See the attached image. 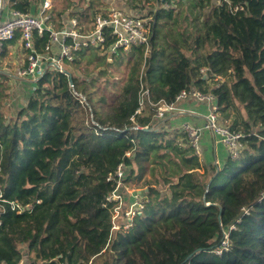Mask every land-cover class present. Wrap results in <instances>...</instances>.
Instances as JSON below:
<instances>
[{
	"label": "trees",
	"instance_id": "16d2710c",
	"mask_svg": "<svg viewBox=\"0 0 264 264\" xmlns=\"http://www.w3.org/2000/svg\"><path fill=\"white\" fill-rule=\"evenodd\" d=\"M33 1L12 6L30 12ZM134 1L150 44L145 54L143 46L110 53L132 63L125 79L111 78L109 89L75 72L89 55L110 64L93 46L68 63L92 116L54 69L13 78L32 92L6 115L9 77L0 70V264H264V0H190L182 22V0H155L156 10ZM46 39L34 35L38 50ZM140 81L153 103H170L183 89L211 92L222 119L245 135L241 155L221 167L199 159L169 114L157 118L147 101L136 112ZM118 166L116 192L143 181L144 208L109 239L117 201L106 197Z\"/></svg>",
	"mask_w": 264,
	"mask_h": 264
},
{
	"label": "built area",
	"instance_id": "2783aa9c",
	"mask_svg": "<svg viewBox=\"0 0 264 264\" xmlns=\"http://www.w3.org/2000/svg\"><path fill=\"white\" fill-rule=\"evenodd\" d=\"M10 2L12 0H0V67L2 66L0 69H3V72H6L11 78L16 77L23 81L37 80L45 73L46 69H54L69 79L68 68H70V64L68 63L76 58L80 50L90 46L108 54L119 50L128 51L132 46H143L145 54L149 48L150 25L147 19L133 13H127L117 7H109L103 12L97 11L91 19L90 27L87 30H83L76 18H71L69 23L62 28L47 24V16L44 15V11L50 8V0L43 2L38 15L8 7ZM46 33L47 39L41 50H38L34 43V35L43 37ZM16 35H18L16 43L18 42L21 52L17 55L19 60L14 64H10L13 66L10 69L7 63H4L5 66L2 65V56L6 47L5 44L11 42ZM201 72H204V69H201ZM69 86L71 94L81 104L83 109L89 113V116H92L91 107L87 103L85 95L76 90L72 83ZM190 98L198 102H206L207 104L201 124L184 121L179 126V132L184 135L187 145L194 154L201 159L202 147L200 139L204 132H208L224 148L229 159L239 157L245 148L243 139L245 135L229 125V121L222 119L217 100H215L211 92L204 93L197 89H183L170 103L163 100L153 103L149 100L148 90L140 81L136 112L140 113L145 101H147L150 105L157 106L155 116L162 118L165 114L178 109L177 105L179 102ZM115 176L117 177L116 187L106 197L108 201L120 198L116 192V189L121 185L122 169L120 166L117 167ZM137 196V194L133 195V203L123 213L125 221L123 226L125 229L130 226L134 215L141 213L144 208V201ZM262 197H264V192ZM118 201L122 203L121 200ZM16 206L19 205L16 204ZM16 206H13V208ZM117 208L119 207L116 205L114 210ZM251 210V207L243 208V212L246 214ZM114 226L115 224L112 221V228ZM227 246V241H223L216 253L219 254L226 250ZM18 264H22L21 261Z\"/></svg>",
	"mask_w": 264,
	"mask_h": 264
},
{
	"label": "crops",
	"instance_id": "0c3cea01",
	"mask_svg": "<svg viewBox=\"0 0 264 264\" xmlns=\"http://www.w3.org/2000/svg\"><path fill=\"white\" fill-rule=\"evenodd\" d=\"M44 1L45 0H34L35 7L30 10V12L34 15H38ZM8 7H13L12 2L8 4ZM109 7H117L127 13H133L127 0H104L103 6L95 5L94 0H91V4L89 0H50V8L44 11V15L47 16L46 23L49 25L51 24L56 28H59V25L56 24V19L61 16V22H66V25L71 18H76L82 29L87 30L90 27L91 19L95 13H97V11H106ZM81 12H84V16L79 18ZM5 46V53L2 56L4 58L2 65L5 66L4 63L8 64V62H10L9 64H14L19 60L17 55L21 52L20 46L18 42H13L11 45L6 43ZM0 68H2V66ZM9 68L12 69V67ZM177 107L178 109L167 113V115L169 114L170 116L169 122L172 127L176 126L179 128L180 124L184 121L201 124L203 122L202 120L206 112L207 104L206 102H198L190 98L179 102ZM200 140L202 155L206 158H210L215 165L221 167L223 163L227 161V154L224 148L219 145L208 132H204ZM216 162H218V164H216Z\"/></svg>",
	"mask_w": 264,
	"mask_h": 264
},
{
	"label": "rangeland",
	"instance_id": "374dc122",
	"mask_svg": "<svg viewBox=\"0 0 264 264\" xmlns=\"http://www.w3.org/2000/svg\"><path fill=\"white\" fill-rule=\"evenodd\" d=\"M127 2L134 5L135 1L134 0H127ZM141 2H144L145 5L153 4V6H155V10L157 8H159V3L155 0H141ZM163 2H165V1H163ZM103 3H104V0H94V4L97 6L98 5L103 6ZM171 3H173L174 6L177 5L174 2V0H172ZM190 3H191L190 0H182L181 6L178 7L180 9V14H181V16H179V22H182L184 19V16H186V14L188 12L186 10V7H189ZM165 4H167V3H165ZM144 10H146V7ZM98 55L101 56L102 54L98 53ZM119 55H121V58H122L121 64L117 63V61H118L117 58H113L112 56H110V54H107V58H106V59H108L107 63H110V64H105V62L103 64H101V63L97 64L95 59L91 55L82 57L78 62L80 64L79 67L75 68V72L78 73L79 75H81L82 77L87 78V79H90L91 76H94L96 82H100V83L106 85L109 89H111L113 87V84L110 83L111 78H119L120 75H122V79L120 80V81H122L123 79H125L127 77L128 72L130 71V68L132 67V63H129V64L127 63L126 58H128V57L123 58V56H124L123 53H120ZM0 70L3 71V69H0ZM8 77L9 78H8L6 84H7V86H9V88L7 90L9 93V100L7 99V101H5V103H4V106L2 105L3 106L2 111L6 115H8V113H10L13 116V114L15 115L17 110L19 108H21V106H23L22 104H24L25 99L31 94L32 91L29 90V88H30L29 85L22 84L21 81H19V80L15 81V79L11 78L10 76H8ZM92 103H94L95 108L100 112L99 104L96 103L94 100H92ZM6 109H7V111H5ZM87 110L89 111L88 108H87ZM180 141H181V143H183L184 140H180ZM145 177L148 179L150 178L148 172L145 174ZM142 185H143V181H140L137 185H135L136 187L124 185L123 192H125L124 193L125 196H120L121 195L120 192H117L119 194L120 198L116 199V201H117L116 205L119 208L114 210L111 214V221H113V224H115V226H114V228H112L110 230L109 239H112L114 237L116 230H118L120 228H124L123 225L125 224V221H124L123 214L121 215V212L123 210L126 211L130 207V205L133 203V199H134L133 195H136L139 191L146 188V187H141ZM120 186H122V185H120ZM137 197L140 198L139 196H137ZM118 200H121L122 203L119 202ZM125 203H126V205H125Z\"/></svg>",
	"mask_w": 264,
	"mask_h": 264
},
{
	"label": "water",
	"instance_id": "95a60500",
	"mask_svg": "<svg viewBox=\"0 0 264 264\" xmlns=\"http://www.w3.org/2000/svg\"><path fill=\"white\" fill-rule=\"evenodd\" d=\"M72 83V80H71V77H69V84ZM220 214L218 215V218H219Z\"/></svg>",
	"mask_w": 264,
	"mask_h": 264
}]
</instances>
